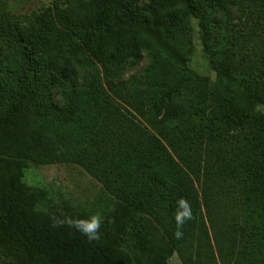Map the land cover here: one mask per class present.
I'll return each instance as SVG.
<instances>
[{
	"label": "trees",
	"instance_id": "16d2710c",
	"mask_svg": "<svg viewBox=\"0 0 264 264\" xmlns=\"http://www.w3.org/2000/svg\"><path fill=\"white\" fill-rule=\"evenodd\" d=\"M104 1L90 0L85 19L59 6L31 18L75 35L52 42L30 29V80L0 113V264H167L170 247L184 264H264V0ZM194 20L215 80L190 66ZM18 161L80 164L122 203L114 225L98 241L59 226L67 219L40 209ZM227 181L259 221L212 224L216 252L198 184L208 204ZM180 199L193 218L176 239ZM143 211L167 252L126 223Z\"/></svg>",
	"mask_w": 264,
	"mask_h": 264
},
{
	"label": "rangeland",
	"instance_id": "374dc122",
	"mask_svg": "<svg viewBox=\"0 0 264 264\" xmlns=\"http://www.w3.org/2000/svg\"><path fill=\"white\" fill-rule=\"evenodd\" d=\"M90 0H0V113L5 109L8 101L13 96L19 97L27 88L30 80L33 61L26 56L29 32L34 27L36 34H46L52 42H63L75 33L66 26L58 23L50 31L39 30V26L31 22L35 14L45 13L55 7L68 9V12L78 19H85L88 14ZM106 5H118L112 0L103 2ZM194 31L192 43L193 53L190 56V66L202 75L216 79L208 54L202 44V32L198 21H193ZM147 64L143 59L137 67L140 70ZM134 72V71H133ZM4 166L12 165L15 161L5 159ZM21 165L22 181L28 187L39 190L41 194L40 209L54 211L68 221L77 219L86 220L89 217L100 214L103 217V226L112 227L119 214L122 203L115 197L96 177L90 174L78 163H54L38 164L33 161H18ZM199 196L203 201V212L209 226L213 248L217 252L213 225L221 230L231 231L238 225L247 228L258 223V213L253 212L248 204H245L240 187L227 181L220 185L218 191L212 196V200L204 203V193L210 192V188L198 184ZM126 223L139 228L146 239L149 248L158 251L169 249L168 237L162 224L147 211L127 216ZM213 224V225H212ZM100 229V230H101ZM227 245L226 238H223ZM222 241V243H223ZM145 244V242L143 243ZM224 244V245H225ZM133 251L138 256V248L135 245ZM149 250V249H148ZM195 258V256H193ZM138 259H136V262ZM167 264H184L183 257L174 248L170 247ZM140 264V263H138ZM196 264V263H195Z\"/></svg>",
	"mask_w": 264,
	"mask_h": 264
},
{
	"label": "clouds",
	"instance_id": "9594fccd",
	"mask_svg": "<svg viewBox=\"0 0 264 264\" xmlns=\"http://www.w3.org/2000/svg\"><path fill=\"white\" fill-rule=\"evenodd\" d=\"M178 209L175 214V222L177 230L174 235L176 239H181L183 232L181 229L186 221L193 218L191 205L186 199H180L177 201ZM68 223L70 227H73L88 241H98L100 239V229L103 223V217L100 214L93 215L86 220L77 219L74 221H58L57 224L62 226Z\"/></svg>",
	"mask_w": 264,
	"mask_h": 264
}]
</instances>
